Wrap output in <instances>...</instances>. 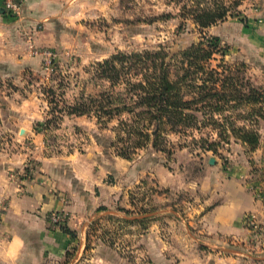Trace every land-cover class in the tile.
Segmentation results:
<instances>
[{"label": "crops", "instance_id": "1", "mask_svg": "<svg viewBox=\"0 0 264 264\" xmlns=\"http://www.w3.org/2000/svg\"><path fill=\"white\" fill-rule=\"evenodd\" d=\"M21 3L19 18L5 15L0 7L1 77L39 70L42 59L28 53V35L37 48H59L65 44L63 34L85 15H79V7L84 11L94 5L89 0ZM249 36L253 53L264 62V33ZM260 77L264 83V73ZM62 126L74 133L76 143H84L81 148L44 157L45 134L26 126L38 169L21 181L0 172V202L5 208L0 220V264H233L225 254L237 253L226 248L248 238L245 217L254 214L259 222L264 219V194L257 198L249 188L254 183L263 188L256 179L249 181L255 174L249 161L264 156L262 141L250 153L255 157L237 155L226 166L217 159L209 165L210 155L200 161L198 176L191 177L179 158L170 170L155 154L134 161L112 156L98 142L105 130H99L94 118L65 117ZM145 180L167 192L152 194L154 215L147 223H135L132 212L148 199L139 204L134 199L142 194ZM57 211L68 214L65 227L74 238L60 228H49L47 216ZM127 223L133 230L127 236L131 251L123 255L108 240L114 227Z\"/></svg>", "mask_w": 264, "mask_h": 264}, {"label": "rangeland", "instance_id": "2", "mask_svg": "<svg viewBox=\"0 0 264 264\" xmlns=\"http://www.w3.org/2000/svg\"><path fill=\"white\" fill-rule=\"evenodd\" d=\"M90 2L94 4L93 7L89 6L84 11L79 7V15H85L72 26L70 33L63 34L65 42L63 46L59 48L34 46V54L28 49L31 56L42 59L39 70H25L20 74L9 73L8 77L0 76V172L6 173L9 178L17 181L28 180L38 169L39 163L33 160L36 152L35 144L30 136H27L26 126H32L35 131L45 134L44 157L68 155L73 150L81 148V144L84 143H76L74 133L63 129L62 122L66 116L63 115L62 119L63 116L57 114V111L63 109L65 105L73 104L74 100L82 95H94L106 88L108 84L93 79L92 66L118 52L130 55L164 49L170 55H175L203 39L215 38L219 52L210 62L211 68H216L222 62V65L239 69L240 79L254 88L264 90V83H261L260 79V74L264 73V62L255 55L256 52L253 53L255 50L247 37V35L264 33L262 28L264 0H244L225 21L204 31H199L190 21L183 22L179 17L180 7L170 3L169 0H89ZM249 37L256 41L254 37ZM44 53H48L49 56H45ZM122 87H118L117 90L121 91ZM48 90L54 95H48L46 93ZM51 99L57 106L49 105L48 101ZM52 117L55 119L60 117L62 121L56 120V123L44 130L45 121ZM122 118L126 119L128 116L124 115ZM243 123L238 121V125ZM116 127L117 123L114 121L106 129L99 128L105 131L101 133L98 142L108 153L118 157L117 149L124 145L116 141L114 131ZM256 128L260 136L259 146L262 141L264 147L263 119L257 120ZM162 137L165 142L163 141L160 147L172 149L173 156L156 152L148 145L145 149L135 152L131 149L130 152L134 153L131 159L134 161L138 157L148 158L151 154L159 155L158 159L164 167L172 170L169 165L173 166V162L179 158L185 165L187 174L195 177L199 174L200 161L210 155L214 161L217 159L226 166L233 164L237 155L245 158L255 157L233 140L228 144L221 143L217 147L216 155L204 152L203 147L193 139L198 141L202 137L211 142L216 141V135L210 127L201 129L200 132L192 130L184 135L164 134ZM180 150L182 154H178L175 158L174 155ZM249 163L255 171L249 181L254 182L256 179L259 183H263L261 172H264V156L260 159L253 158ZM110 180L112 179L109 178V182ZM141 184L145 188L142 194H137L134 199L137 204L147 196L148 199L132 212L135 213V223L145 221L147 223L154 215L156 208L151 204L152 194L167 192L158 191L153 181L145 180ZM249 188L257 198L264 194V183L263 188H258L255 183ZM2 206H4L3 202H0V213L3 215L5 208ZM50 214L47 216V223L49 228L56 230L57 227L49 223ZM256 220L255 226L247 225L245 222V228L249 232L248 238L242 243L226 248L227 251L237 253V255L225 254L226 257L234 260L233 264H264V219L262 222ZM123 227L126 229L122 230ZM114 229L115 232L109 233L112 235L108 245L126 255L131 251L128 248L130 238L127 236L133 230L128 228V223L123 226L118 225ZM117 233L122 237L125 236L123 240L118 238ZM80 260H85L84 253ZM59 264H69V262Z\"/></svg>", "mask_w": 264, "mask_h": 264}, {"label": "trees", "instance_id": "3", "mask_svg": "<svg viewBox=\"0 0 264 264\" xmlns=\"http://www.w3.org/2000/svg\"><path fill=\"white\" fill-rule=\"evenodd\" d=\"M169 1L180 7L183 22L190 21L204 31L225 21L244 0ZM216 41L203 39L175 55L164 49L113 54L92 66L93 79L108 86L94 95H82L57 114L94 118L100 129L116 121L115 138L124 145L117 149V156L127 161L132 160L131 149L135 152L148 145L171 157L172 149L160 147L164 134L184 135L207 127L216 135V141L193 139L204 152L216 155L217 147L231 140L254 152L260 142L257 120H264V90L240 79L239 69L222 62L211 68L210 62L219 52ZM120 86L122 90L118 91ZM46 93L54 95L50 90ZM52 100L49 105L57 106ZM124 115L128 118L123 119ZM62 119H47L44 130ZM261 173L264 183V172ZM60 230L75 237L65 226Z\"/></svg>", "mask_w": 264, "mask_h": 264}, {"label": "built area", "instance_id": "4", "mask_svg": "<svg viewBox=\"0 0 264 264\" xmlns=\"http://www.w3.org/2000/svg\"><path fill=\"white\" fill-rule=\"evenodd\" d=\"M21 0H0V7L5 15L12 18H19L21 14ZM28 49L31 51V54H34L33 48L34 44L32 41V37L28 35ZM44 55L49 56L48 53H44ZM2 214L0 213V220ZM256 216L254 214H249L245 217V222L247 225L255 226L257 223ZM69 220V216L64 211L52 212L49 215V223H52L54 227L60 228L61 226H65L67 221Z\"/></svg>", "mask_w": 264, "mask_h": 264}, {"label": "water", "instance_id": "5", "mask_svg": "<svg viewBox=\"0 0 264 264\" xmlns=\"http://www.w3.org/2000/svg\"><path fill=\"white\" fill-rule=\"evenodd\" d=\"M21 132H22V131H21ZM214 163H215L214 159L210 158V160H209V165H214Z\"/></svg>", "mask_w": 264, "mask_h": 264}]
</instances>
